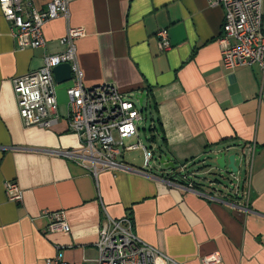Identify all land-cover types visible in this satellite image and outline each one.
Instances as JSON below:
<instances>
[{
    "label": "crops",
    "instance_id": "0c3cea01",
    "mask_svg": "<svg viewBox=\"0 0 264 264\" xmlns=\"http://www.w3.org/2000/svg\"><path fill=\"white\" fill-rule=\"evenodd\" d=\"M46 1L34 3L44 9ZM262 15L264 36V0ZM222 21V10L206 0H74L67 20L43 27V48L20 50L0 13V264H46L59 250L67 264H95L102 210L113 220L129 218L137 239L174 262L264 264V71L222 67ZM71 27L83 30L76 41L83 87L150 94L165 147L159 137L148 142L147 174L101 171L93 177L59 155L78 148L67 118L71 82L55 85L59 119L51 129L22 124L13 79L38 70L45 55L62 52L60 39ZM162 29L166 52L156 37ZM158 146L172 169L159 164ZM220 153L226 165L235 155V173L218 168ZM141 160L135 165L121 158L135 169H142ZM184 164L199 189L223 202L168 184ZM6 181L22 191L19 203L7 200ZM230 181L236 194L225 189ZM58 211L68 231L47 232L46 212Z\"/></svg>",
    "mask_w": 264,
    "mask_h": 264
},
{
    "label": "built area",
    "instance_id": "2783aa9c",
    "mask_svg": "<svg viewBox=\"0 0 264 264\" xmlns=\"http://www.w3.org/2000/svg\"><path fill=\"white\" fill-rule=\"evenodd\" d=\"M74 0H47L44 9L36 7L34 0H0V13L7 22L17 49H40L45 46L43 27L57 18H69V4ZM211 8H220L223 13L219 37L220 61L225 70L256 65L264 71V36L262 35L263 0H206ZM83 36L81 28H68L60 39L64 50L43 57L42 66L13 79V93L18 115L23 125L51 129L58 121V106L55 97V82L52 69L60 64H69L71 85L66 89L68 127L78 140L74 151L60 152L66 159L77 161L96 177L101 171H132L147 174L153 159L152 152L138 138L137 124L145 120L137 97L124 94L112 85L87 89L82 85V71L76 61V41ZM161 52L170 49L166 30L156 33ZM133 101H135L136 106ZM135 139L134 143H127ZM142 152V169L129 167L121 162L125 152ZM186 165L178 168V180L167 181L186 192L210 201L215 199L192 181ZM212 184V183H211ZM215 184V183H214ZM236 184L230 181L225 187L236 194ZM6 198L19 203L22 191L14 181L3 183ZM50 223L47 232H67L68 227L62 211L46 212ZM95 264H180L167 258L133 233L129 218L113 220L104 210L95 243ZM215 258H204L203 264L215 263ZM46 264H67L60 250Z\"/></svg>",
    "mask_w": 264,
    "mask_h": 264
},
{
    "label": "trees",
    "instance_id": "16d2710c",
    "mask_svg": "<svg viewBox=\"0 0 264 264\" xmlns=\"http://www.w3.org/2000/svg\"><path fill=\"white\" fill-rule=\"evenodd\" d=\"M144 97L147 100L146 101V104H143V107H142V113L144 114L145 120L147 119L148 122H151L152 121V122L156 123L152 127H149L148 128L149 137L147 138V141L150 144H155L157 142L158 137H159L160 138V142H161L160 144L164 148L165 147L164 135L162 133V129H161V126H160V124L158 122V119L156 118V120H155V117H156V107H155V104H154L153 100L151 99V96H150V94L148 92L144 95ZM162 147L158 146V150L156 152L157 155L160 158L163 155L166 156L165 150ZM204 168H206V166H202V167L198 168L197 170L199 171V170H202ZM192 173L187 171V175H190ZM171 175L172 176L169 177V181H174V178L173 177L174 176L176 177L178 174H177L176 171H174ZM176 182H178L180 184H185V182H183V181L181 182V180H176Z\"/></svg>",
    "mask_w": 264,
    "mask_h": 264
},
{
    "label": "water",
    "instance_id": "95a60500",
    "mask_svg": "<svg viewBox=\"0 0 264 264\" xmlns=\"http://www.w3.org/2000/svg\"><path fill=\"white\" fill-rule=\"evenodd\" d=\"M52 76L55 82V85H61L71 81V69L69 64H60L52 69ZM144 95L137 97L138 106L142 107ZM234 157L235 155H231L227 158L228 164H225L224 160V153H220L219 157L216 159V164L219 169H230L232 173L237 171L236 167L234 166ZM159 164L163 166V168H173V164L168 162V158L162 159L159 158Z\"/></svg>",
    "mask_w": 264,
    "mask_h": 264
},
{
    "label": "rangeland",
    "instance_id": "374dc122",
    "mask_svg": "<svg viewBox=\"0 0 264 264\" xmlns=\"http://www.w3.org/2000/svg\"><path fill=\"white\" fill-rule=\"evenodd\" d=\"M134 105L136 106L135 101H133ZM145 118V117H144ZM148 120H144L141 123L137 124V128L139 130V140L142 143V145H148V141L147 138L149 137L148 134ZM135 139H131L129 141H127V143H134ZM140 154V150H136V151H131V152H125L124 153V159L128 162H130L131 164H135L137 165V163L141 160V157H139ZM141 164H142V160H141ZM224 184V181H222ZM214 185H217V183H215ZM219 186V185H217ZM220 190H222V188H220ZM225 190V189H224Z\"/></svg>",
    "mask_w": 264,
    "mask_h": 264
}]
</instances>
